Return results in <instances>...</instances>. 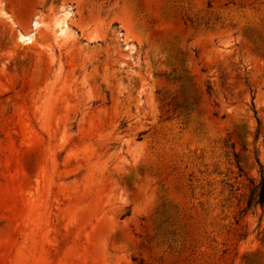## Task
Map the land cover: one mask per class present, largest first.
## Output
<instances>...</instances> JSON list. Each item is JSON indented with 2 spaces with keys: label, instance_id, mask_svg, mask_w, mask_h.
Listing matches in <instances>:
<instances>
[{
  "label": "rangeland",
  "instance_id": "1",
  "mask_svg": "<svg viewBox=\"0 0 264 264\" xmlns=\"http://www.w3.org/2000/svg\"><path fill=\"white\" fill-rule=\"evenodd\" d=\"M258 160L264 0H0V264H264Z\"/></svg>",
  "mask_w": 264,
  "mask_h": 264
},
{
  "label": "trees",
  "instance_id": "2",
  "mask_svg": "<svg viewBox=\"0 0 264 264\" xmlns=\"http://www.w3.org/2000/svg\"><path fill=\"white\" fill-rule=\"evenodd\" d=\"M210 90V89H209ZM258 164L260 165V180L254 181L252 183V189L250 191L249 198L246 202V209L244 212L255 211L258 208H264V167L261 165L258 160ZM242 172V170H240ZM246 259V256L243 257V260Z\"/></svg>",
  "mask_w": 264,
  "mask_h": 264
},
{
  "label": "bare ground",
  "instance_id": "3",
  "mask_svg": "<svg viewBox=\"0 0 264 264\" xmlns=\"http://www.w3.org/2000/svg\"><path fill=\"white\" fill-rule=\"evenodd\" d=\"M62 25H63L62 23L59 24V28H60V29L63 28ZM21 39H22L23 41H28V43H32V41H33V37H32V36H22Z\"/></svg>",
  "mask_w": 264,
  "mask_h": 264
}]
</instances>
